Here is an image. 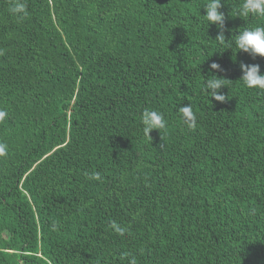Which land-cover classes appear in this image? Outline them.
Instances as JSON below:
<instances>
[{
    "label": "trees",
    "instance_id": "trees-1",
    "mask_svg": "<svg viewBox=\"0 0 264 264\" xmlns=\"http://www.w3.org/2000/svg\"><path fill=\"white\" fill-rule=\"evenodd\" d=\"M221 2L223 44L208 0H0V264H264V16Z\"/></svg>",
    "mask_w": 264,
    "mask_h": 264
},
{
    "label": "clouds",
    "instance_id": "clouds-1",
    "mask_svg": "<svg viewBox=\"0 0 264 264\" xmlns=\"http://www.w3.org/2000/svg\"><path fill=\"white\" fill-rule=\"evenodd\" d=\"M222 2L221 0H208V3L202 8L205 11V15H202L207 23V28L212 25L217 26L219 35L216 37V41L221 44L226 40L224 35L225 30V14L221 11ZM14 13H20L23 11V5L17 4L13 7ZM238 17H249V16H264V0H242L239 8L237 9ZM235 47L239 52L247 53L252 57L264 58V26H256L253 28L245 27L244 30L239 31V34L235 36L234 40ZM231 49V48H230ZM211 70L220 71V65L212 63L210 66ZM241 70L243 72L242 81L249 88H261L264 89V75H261V69L259 65H245L241 64ZM227 79L220 78L215 75H210L205 82V87L209 92L211 99L218 102H224L226 97L220 94V90L224 87ZM184 118L192 119V109L190 106H184L181 108ZM4 113L0 112V116ZM143 131L145 136L151 138V133L154 130L163 128L164 119L163 116L156 111L145 110L142 115ZM122 233L121 229H117Z\"/></svg>",
    "mask_w": 264,
    "mask_h": 264
}]
</instances>
